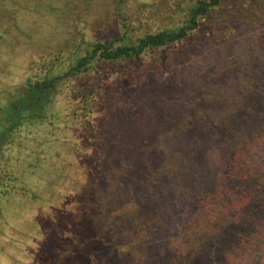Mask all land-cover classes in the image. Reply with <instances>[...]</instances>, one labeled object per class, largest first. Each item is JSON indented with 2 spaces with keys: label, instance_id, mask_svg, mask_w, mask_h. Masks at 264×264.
<instances>
[{
  "label": "trees",
  "instance_id": "trees-1",
  "mask_svg": "<svg viewBox=\"0 0 264 264\" xmlns=\"http://www.w3.org/2000/svg\"><path fill=\"white\" fill-rule=\"evenodd\" d=\"M241 25L264 27V0H0V235L10 199L51 205L80 154L30 264H148L160 227L198 264H260L264 34L230 51ZM200 34V71L144 74Z\"/></svg>",
  "mask_w": 264,
  "mask_h": 264
},
{
  "label": "rangeland",
  "instance_id": "rangeland-1",
  "mask_svg": "<svg viewBox=\"0 0 264 264\" xmlns=\"http://www.w3.org/2000/svg\"><path fill=\"white\" fill-rule=\"evenodd\" d=\"M261 34H264V27L253 28L241 25L236 34L237 38L229 50L243 53L247 50L249 36L258 37ZM185 49H190L186 62L181 60L183 57L179 52H173L166 56L168 63L166 66L162 69L150 66L144 69V74L148 72V74L162 76L172 70L194 74L201 70L211 55L210 43L202 34ZM66 154L64 158L70 159L72 164L60 168L59 176H63L64 180L56 197L51 202H47L51 205H44L42 202L31 203L20 196L10 199L9 203L12 208L6 215L8 223L4 225L5 232L0 235V264L32 263L33 255L39 249L44 234L49 231L54 220L61 215L62 210L59 209L62 206L71 205L70 201L77 195L79 181L83 179L78 175L77 168L80 167L82 172L83 168L88 165L89 158H82L79 154L77 159H73V155L66 156ZM164 207L167 205L165 204ZM198 253V247L181 238L173 227H160L156 230L147 251L148 264H198ZM10 256L12 259H9ZM260 264H264V257Z\"/></svg>",
  "mask_w": 264,
  "mask_h": 264
}]
</instances>
